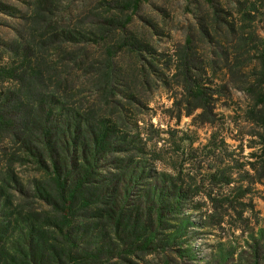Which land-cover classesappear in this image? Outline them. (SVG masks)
Listing matches in <instances>:
<instances>
[{
	"label": "trees",
	"instance_id": "16d2710c",
	"mask_svg": "<svg viewBox=\"0 0 264 264\" xmlns=\"http://www.w3.org/2000/svg\"><path fill=\"white\" fill-rule=\"evenodd\" d=\"M77 1L30 0L15 37L0 40V133L43 175L28 190L33 209L23 215L3 189L19 183L14 169L0 177V264H132L140 253L169 250L178 260H198L190 229L196 222L183 211L196 187L184 183L181 169L175 176H151L137 155L144 146L102 117L91 121L82 103L90 78L105 67L113 71L118 50L137 57L151 52L156 25L138 15L149 0ZM83 13L94 18L84 23ZM136 20L140 38L129 31ZM258 52L264 91V48ZM94 62L100 64L92 71ZM183 86L206 111L208 97L197 76L186 72ZM102 162H119V174L101 181ZM246 243V259L229 248L209 260L264 264V228Z\"/></svg>",
	"mask_w": 264,
	"mask_h": 264
},
{
	"label": "rangeland",
	"instance_id": "374dc122",
	"mask_svg": "<svg viewBox=\"0 0 264 264\" xmlns=\"http://www.w3.org/2000/svg\"><path fill=\"white\" fill-rule=\"evenodd\" d=\"M29 3L0 0V9L12 13L0 12V40L15 37ZM138 15L156 25L151 52L137 57L118 50L113 71L105 67L91 75L82 103L91 121L102 117L144 146L137 155L151 176H175L181 169L184 183L196 187L183 211L196 222L190 229L198 260H178L169 250L168 257L140 253L132 264H215L209 258L219 259L229 248L246 259L247 237L264 228V91L256 58L264 48V0H149ZM92 18L83 13L79 20ZM141 26L136 20L129 31L140 38ZM186 72L207 94L204 112L202 100L184 90ZM113 74L117 78L106 82ZM17 147L0 133V177L10 167L19 181L3 189L23 215L33 209L28 190L43 175ZM119 162L100 164L101 181L119 174ZM228 179L230 184L222 182Z\"/></svg>",
	"mask_w": 264,
	"mask_h": 264
}]
</instances>
